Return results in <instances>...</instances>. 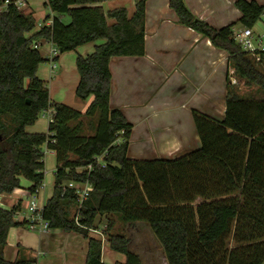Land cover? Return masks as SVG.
<instances>
[{
  "label": "trees",
  "instance_id": "obj_1",
  "mask_svg": "<svg viewBox=\"0 0 264 264\" xmlns=\"http://www.w3.org/2000/svg\"><path fill=\"white\" fill-rule=\"evenodd\" d=\"M103 1L45 0V7L70 21L53 16L50 25L27 36L36 26L33 15L0 0V196L20 188L22 178L30 182L28 192L42 185L44 145L53 150L56 166L42 216L50 229L87 240L84 264H104L101 240L89 236L101 217L107 219L103 232L109 248L124 256L115 264H142L128 248V238L109 231L113 215L123 223H146L167 264H264V73L257 68L264 51L258 57L244 51L233 33L236 25L252 28L264 4L234 0L240 17L216 28L194 16L184 0H169L178 20L225 50L235 74L256 85L262 97L241 96L228 85L221 119L192 112L196 149L173 158L136 159L127 155L132 125L109 105V62L144 54L147 0H137L131 16L125 8L105 13ZM97 39L105 42L75 60V96L92 97L85 111L53 102L36 75L46 58L33 44L51 43L60 55ZM48 108L54 113L47 131L28 132ZM87 118L90 133L84 131ZM100 156L104 166L95 161ZM90 164V171H77ZM68 180L92 185L79 208L74 189L62 188ZM19 208L20 202L0 207V264L34 261L8 260L3 254L9 229L25 225L15 219Z\"/></svg>",
  "mask_w": 264,
  "mask_h": 264
},
{
  "label": "crops",
  "instance_id": "obj_2",
  "mask_svg": "<svg viewBox=\"0 0 264 264\" xmlns=\"http://www.w3.org/2000/svg\"><path fill=\"white\" fill-rule=\"evenodd\" d=\"M136 1L106 0L99 5L105 13L116 8H125L127 15L131 16L135 11ZM256 1L264 4V0ZM44 2L45 0L42 2L43 6ZM184 3L194 16L216 28L228 25L240 17L239 10L233 7V0H184ZM22 11L32 14L36 20L35 28L27 36L38 31L43 25H50L53 16H58L62 22L68 17L69 20L64 23L70 21L68 15L51 12L43 17L41 24L37 23L35 17L37 6L31 0H26V7ZM112 22L113 20L109 18L108 23ZM104 42L105 39H97L78 46L75 50L61 53L57 59L60 72L54 73L50 72V67L46 63L50 44L42 43L39 50L46 61L39 65L36 75L49 85V96L53 102L68 103L64 94L59 95L60 92L56 87V81L66 72V54L73 55L75 71L72 70L71 73L72 86H74L72 89L74 97L79 100L75 96L79 79L75 65L76 57L91 54L96 46ZM144 47L145 52L141 56H115L110 59L109 105L112 109H119L132 125L128 157L132 150L136 156L130 158L136 159L177 157L199 146V137L192 115L194 110L217 119L223 117L227 88L228 85L229 88L232 87L230 74L233 68L225 50L214 46L208 38L178 20L177 14L169 6V0L146 1ZM51 91L58 93V96ZM91 100L90 96L84 101L79 100L77 106L67 105L83 112ZM72 102L76 101L73 99ZM35 123L26 130L30 133L47 131V120L44 131L37 130ZM29 186L28 180L21 179L20 188L0 196V207L3 209H10L20 202V208L15 215L17 221L25 215L24 199L28 197ZM47 198L42 194L40 203L44 204ZM24 230L25 225L13 226L9 229L3 249L4 257L12 260L10 256H6V252L11 253L13 250L16 251L13 260L20 259L19 247L22 246L28 250V254L36 251L35 258L29 256L25 259L37 262L40 258L38 255L42 252L37 251L36 247L29 246L30 244H23ZM49 232L39 233L38 236L42 238L39 240V247L43 248ZM86 251L87 243L85 254ZM107 252L110 254L109 259L115 258L110 261L111 264L122 261L116 260L111 249ZM104 254L105 250L102 246L101 257L105 264Z\"/></svg>",
  "mask_w": 264,
  "mask_h": 264
},
{
  "label": "rangeland",
  "instance_id": "obj_3",
  "mask_svg": "<svg viewBox=\"0 0 264 264\" xmlns=\"http://www.w3.org/2000/svg\"><path fill=\"white\" fill-rule=\"evenodd\" d=\"M37 6V13L35 15L37 19V23H42L43 17L47 16L51 13L48 7H44L42 2L43 0H31ZM234 1V0H233ZM233 7L235 5L233 4ZM24 12V11H23ZM69 19L68 17L64 18V22H67ZM240 25H236L233 29V33L239 29H241ZM254 33H263L264 32V12L256 21L254 26L252 27ZM66 62H65V74L56 81V87L59 90V95L64 94L65 100L68 102L67 104L77 106L79 100H77L73 95L74 88L72 83V70L74 69V61L72 54H66ZM47 66H49V61L46 62ZM57 68L56 71L60 72V66L58 61H56ZM45 66V64H44ZM257 68L264 73V59L257 64ZM230 81L232 82V88L234 92L237 94L244 96V97H262L261 90L253 84H247L243 80H241L234 71L230 74ZM46 87L48 88L49 85L46 83ZM52 92V91H51ZM54 92H52L53 94ZM58 96V93H54ZM70 95V97H69ZM53 96V95H52ZM76 101L73 103L69 101V99ZM72 102V103H71ZM76 104V105H75ZM79 107V104H78ZM75 108V107H74ZM45 121L46 119L42 118V115L38 116V119L35 123L36 129L44 131L45 129ZM91 123L92 120L87 118L85 119V126L84 131L85 133L91 132ZM42 151L44 152V179H43V186L38 195L39 201L42 200V194H45L46 197H49L52 193L53 187V180H54V171L56 166L55 156L43 145L41 147ZM134 150L129 153V156L133 157ZM22 181H27L25 178H22ZM24 199L26 203L28 201ZM113 221V226L109 228L111 233H123L129 240L128 248L139 255L142 264H167L165 256L163 254L162 248L158 241L153 236L152 232L150 231L148 225L144 222H135V223H123L121 220L118 219L117 216H111ZM107 219L105 217H101L98 222L96 223V229H92L89 231V236L100 239L102 242V246L105 250L104 260L106 261L105 264H111L110 261L115 260L109 259V252L108 249L109 245L106 241V234H104V230L106 229ZM94 230H97L95 232ZM24 241L23 244H30L29 246H33L37 248V251H40L38 256L40 257L37 262L33 261L31 264H82L84 260L85 250H86V243L87 240L83 238L81 235L75 232H64L60 229H51L50 234L48 235L47 242L44 241L43 248L39 247V240L42 239L38 235L37 231L28 230L25 227L24 230ZM30 251V249H29ZM28 250L24 247H19V256L20 259H25L27 257H36V251H32L30 254L27 253ZM44 252V253H43ZM116 260H124V256L120 253L113 252ZM112 253V254H113ZM16 255V251L11 253L6 252V256H10L13 260L14 256ZM18 255V254H17Z\"/></svg>",
  "mask_w": 264,
  "mask_h": 264
},
{
  "label": "built area",
  "instance_id": "obj_4",
  "mask_svg": "<svg viewBox=\"0 0 264 264\" xmlns=\"http://www.w3.org/2000/svg\"><path fill=\"white\" fill-rule=\"evenodd\" d=\"M7 3H12L18 10L21 11L26 7V0H4V5H6ZM234 38L244 51H247L256 57H258L259 54L264 51V32L254 33L252 28L243 27L234 32ZM49 44L50 48L47 60L49 61L50 72L54 73L57 68L56 57L59 55V50L51 43ZM41 45V42H35L33 44V47L39 49ZM53 113V108H48L43 110L41 115L45 117L47 122L49 123L52 121ZM51 142L53 143L54 140H51ZM48 150L51 153H54L53 150ZM95 161L97 164L104 166L101 156L96 157ZM77 169V171H82L83 169L90 171L92 169V165L90 164L87 167H79ZM42 186L43 182L42 185L38 187L34 192L28 193L29 199L25 205V215L21 218L22 221H25V227L28 230L37 231L40 234L50 231L48 221H46L42 216L43 204L40 203L38 199V195L42 189ZM62 188L74 189L78 199L77 208H79L82 201L88 197L90 191L92 190V185L88 181L78 183L74 180H68L62 184ZM94 231L97 232V230Z\"/></svg>",
  "mask_w": 264,
  "mask_h": 264
}]
</instances>
